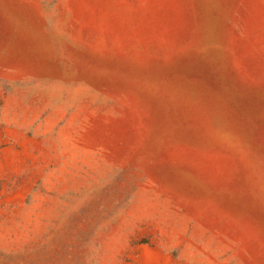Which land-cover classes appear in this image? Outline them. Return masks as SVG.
<instances>
[{
	"label": "rangeland",
	"instance_id": "374dc122",
	"mask_svg": "<svg viewBox=\"0 0 264 264\" xmlns=\"http://www.w3.org/2000/svg\"><path fill=\"white\" fill-rule=\"evenodd\" d=\"M0 264H264V0H0Z\"/></svg>",
	"mask_w": 264,
	"mask_h": 264
}]
</instances>
